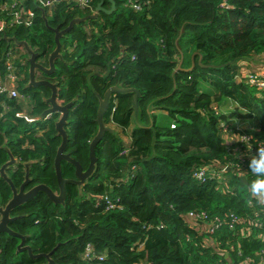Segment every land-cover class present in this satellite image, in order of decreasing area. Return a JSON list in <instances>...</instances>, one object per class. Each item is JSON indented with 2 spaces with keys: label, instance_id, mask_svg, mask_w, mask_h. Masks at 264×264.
Segmentation results:
<instances>
[{
  "label": "trees",
  "instance_id": "trees-1",
  "mask_svg": "<svg viewBox=\"0 0 264 264\" xmlns=\"http://www.w3.org/2000/svg\"><path fill=\"white\" fill-rule=\"evenodd\" d=\"M11 1L0 0V23L16 11L6 8ZM132 1L142 2V10H135ZM111 8L110 0H92V10L63 2L46 10L47 25L34 0H25L17 9L34 17L0 32L1 74L10 50L29 57L24 45L8 38L25 42L38 54L37 63L49 67L56 49L53 30H66L73 20L97 14L61 37L62 57L51 75L35 73L36 79L57 84L60 105L73 103L65 126V153L84 171L99 130L100 97L115 86L140 94L138 123L136 94L112 95L103 119L110 131L96 146L95 171L81 187L66 185L64 204L40 191L11 211L9 228L26 236L24 246L39 257L18 252L21 238L1 233L0 264H229L204 245L207 235L190 226L185 216L204 211L224 220L234 213L246 218L253 234L258 231L251 222L256 213L264 223V203L246 190L255 177L247 163L242 167L246 182L240 178L238 159L220 130L221 123L234 118H257L259 128L244 132L255 144L264 142V92L247 84L238 67V62L264 53V0H115L109 13ZM17 66L25 74L18 87L25 99L0 96L1 208L14 196L1 176L11 157L15 162L6 166L5 174L18 192L28 165L26 192L45 185L60 194L55 157L62 138L55 124L61 114L41 117L50 108L52 91L29 86L28 62ZM224 99L237 104V110L220 112ZM125 149L129 155L123 154ZM223 164L231 167L226 176L234 194L221 195L215 180L203 183L193 177L199 166ZM61 171L64 179H76V167L68 161H62ZM107 196L121 209L108 210L103 200ZM219 233L224 241L236 238L226 223ZM233 243L244 251L242 257L233 254V264L247 258L250 264L261 263L264 243L249 238ZM88 245L97 258L83 259Z\"/></svg>",
  "mask_w": 264,
  "mask_h": 264
},
{
  "label": "built area",
  "instance_id": "built-area-1",
  "mask_svg": "<svg viewBox=\"0 0 264 264\" xmlns=\"http://www.w3.org/2000/svg\"><path fill=\"white\" fill-rule=\"evenodd\" d=\"M25 0H12L6 8L11 6L12 16L9 21H2L0 23V32H4L8 24L18 23V22H29L33 17L34 13L32 12H23V10L17 9L22 8ZM63 2L73 3L75 6L79 7L82 10H92V0H34L35 5L40 9L51 10ZM131 5L135 10H142V2H131ZM28 58H23L20 54L15 51L10 50L7 52L4 62L5 68L3 74L0 72V96H7L10 99H25L23 95L19 92V84L24 79L25 74L18 68L17 62L25 65L28 62ZM29 63V62H28ZM247 84L257 88L264 92V74L263 73H250L247 76ZM221 112V111H220ZM174 127V126H172ZM221 136L225 140V143L229 146L230 151L233 153L235 158L238 159L237 169L239 170L240 178L243 179L245 173L242 171V167H245L248 163L249 156L255 153L258 146L264 145V142L255 144L253 137L248 135L244 130L232 126L230 123H221L220 124ZM124 155H129V149L123 151ZM229 164L223 165H204L199 166L194 170L193 177L200 181L206 182L207 180H215L217 183V191L221 195H230L234 194L235 189L233 185L230 184V180L226 176V172L230 170ZM136 168L131 169V175H134ZM243 182H246V179H243ZM104 202L107 205L108 210L121 209L118 204L110 199L108 196L105 197ZM256 219L251 221L257 232L253 234V231L249 227V223L246 218H239L234 213L229 214L224 220L219 218H213L209 216L204 211L189 212L185 218L189 222L190 226H193L198 232L205 233L207 238L205 240V246L213 247L215 251L228 260L229 264H233L232 257L233 254H237L239 257L244 256L243 248L238 245V248H235L234 240L237 242L242 239H252L254 241H259L264 243V223L262 218H260V213L255 214ZM226 223L229 232L234 235L236 238L232 240L230 237H227L225 241L220 234V228ZM241 226V229L238 231V226ZM209 236V237H208ZM188 240H191L187 236ZM233 241V242H232ZM237 245V244H236ZM144 243L139 244V249L143 250ZM93 247L88 245L85 249L83 259L92 260L97 258ZM102 259V257H100ZM251 260L249 258L238 261V264H250ZM260 264H264V251H262V260Z\"/></svg>",
  "mask_w": 264,
  "mask_h": 264
},
{
  "label": "water",
  "instance_id": "water-1",
  "mask_svg": "<svg viewBox=\"0 0 264 264\" xmlns=\"http://www.w3.org/2000/svg\"><path fill=\"white\" fill-rule=\"evenodd\" d=\"M110 2L112 4V8L109 11V13L113 12L115 9V0H110ZM100 10H102V3H100L97 7V12ZM41 11L43 13V18L45 19V21L47 23V18L45 16L44 10H41ZM96 16H97V14L94 16L87 17V18H82V19L77 18L71 22L70 26L66 30H63V31H61L60 28H56L53 30L54 33L56 34V37H55L56 49L54 50V52L49 57V67H44V66L40 65L39 63H37L38 54L31 51L29 49V46L25 42H18L14 38H12V39L8 38L9 42L14 41L18 45H24L25 48L28 50V53H29L28 62L30 64L29 86H33L36 88L48 87L52 91L51 97L49 99H47V102L50 104V108L45 110L41 117H46V116L53 114V113H60L61 114L59 121H57L55 124L57 134H58V136H60L62 138V143L59 146V148L57 150L56 157H55V172H56L57 180H58L59 187H60V194L59 195H56L49 187H47L45 185H38V186L34 187L33 189L29 190L28 192H25L24 187L29 181L28 165H27L26 181L22 185L20 191L18 192L17 189L15 188V186L13 185V183L11 182V180L5 174L6 166L15 162L13 157H11V160L1 168V176L12 187L13 192H14V196H13L12 200L6 205L5 208L0 207V213L2 215V218L0 220V234L1 233H7L11 236H17V237L21 238L22 242L18 246L17 251L20 252V251L27 250L29 252L30 256L33 258H38L39 255L33 256L31 248L28 246H24L26 236H22L20 234L15 233L8 226V224L12 220L10 217L11 211L15 207L22 205L23 203H25L29 199L33 198L40 191L45 192L48 195V197L50 198V200H52L54 203L64 204L65 198H66V185L67 184H76V185L81 187L82 185H84L87 182V180L92 176V174L94 173L95 168H96V163H97V157H96V151H95L96 146L103 139L105 133L107 131H110L107 127H105L103 119H104L105 113L108 110V107L110 104V99H111L113 94L131 93V92H134L136 94L134 97V100H133V104H134V108H135V121H136V123H138V114H139L138 98L140 95L139 91H137L135 89H131V88L130 89L122 88L120 86H115V87L109 88L107 90L104 98L100 97V107H99V111H98V117L96 120L98 125H99V130H98L97 135L94 137V139L90 143V165H89V168L86 171H84L83 167L76 160H74L69 154L65 153V148H66L67 141H68V136H67V132L65 130V126L67 124V120L69 117V109L73 103H69V104L64 105V106L60 105L57 101V95H58L57 84L52 83L47 79L46 80H39V81L36 80V77H35L36 70H40L46 75H51L55 71V61L57 59H61V57H62L61 56V40H60L61 37L65 33L69 32L74 27V25L79 24L80 22H83V21L87 20L88 18H95ZM47 25H48V23H47ZM181 64H182V62L180 63L179 67H181ZM138 125H140V124H138ZM151 126L152 125L150 124L148 127L150 128ZM63 160L68 161L69 163L73 164L76 167V179H64L63 178L62 171H61V163ZM46 258L50 260V255L49 254L46 255ZM49 264H54V263L50 260Z\"/></svg>",
  "mask_w": 264,
  "mask_h": 264
},
{
  "label": "clouds",
  "instance_id": "clouds-1",
  "mask_svg": "<svg viewBox=\"0 0 264 264\" xmlns=\"http://www.w3.org/2000/svg\"><path fill=\"white\" fill-rule=\"evenodd\" d=\"M248 169L255 179L247 182L246 190L253 199L264 203V145L249 156Z\"/></svg>",
  "mask_w": 264,
  "mask_h": 264
},
{
  "label": "crops",
  "instance_id": "crops-1",
  "mask_svg": "<svg viewBox=\"0 0 264 264\" xmlns=\"http://www.w3.org/2000/svg\"><path fill=\"white\" fill-rule=\"evenodd\" d=\"M238 67H239V70L241 71V73L245 77H247L250 73H263L264 74V53L255 55L253 57H250V58H247L245 60H242V61L238 62ZM220 103L222 105V108H224L223 105L225 103H227V100L224 99ZM246 120L251 121L252 119H246ZM242 124H243V122H242ZM244 124H247V123H244ZM247 125L248 126H251L252 123L251 122L250 123L248 122ZM259 126H260V121H259V124L256 125V128L255 129H258ZM252 130H254V129H252Z\"/></svg>",
  "mask_w": 264,
  "mask_h": 264
},
{
  "label": "rangeland",
  "instance_id": "rangeland-1",
  "mask_svg": "<svg viewBox=\"0 0 264 264\" xmlns=\"http://www.w3.org/2000/svg\"><path fill=\"white\" fill-rule=\"evenodd\" d=\"M222 107V106H221ZM224 108H221V112L224 113H230V112H234L235 110H237V104H235L232 100H228L227 103H225L223 105ZM253 120V121H252ZM251 121L248 120H244V119H239V118H234L233 120H231L230 124L234 127H237L239 129H242L244 131H248V130H252L256 128V125L259 124V120L257 118L252 119ZM59 121V119H58ZM243 122V124H242ZM248 122L252 123L251 126H248ZM247 123V124H244ZM247 126V127H246Z\"/></svg>",
  "mask_w": 264,
  "mask_h": 264
},
{
  "label": "flooded vegetation",
  "instance_id": "flooded-vegetation-1",
  "mask_svg": "<svg viewBox=\"0 0 264 264\" xmlns=\"http://www.w3.org/2000/svg\"><path fill=\"white\" fill-rule=\"evenodd\" d=\"M36 80L39 81V80H46V79L43 78V79H36ZM25 192H26V191H25Z\"/></svg>",
  "mask_w": 264,
  "mask_h": 264
}]
</instances>
